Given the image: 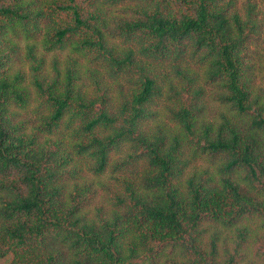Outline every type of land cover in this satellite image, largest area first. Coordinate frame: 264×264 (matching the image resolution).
I'll return each instance as SVG.
<instances>
[{
  "label": "trees",
  "instance_id": "obj_1",
  "mask_svg": "<svg viewBox=\"0 0 264 264\" xmlns=\"http://www.w3.org/2000/svg\"><path fill=\"white\" fill-rule=\"evenodd\" d=\"M0 264H264V0H0Z\"/></svg>",
  "mask_w": 264,
  "mask_h": 264
},
{
  "label": "rangeland",
  "instance_id": "obj_2",
  "mask_svg": "<svg viewBox=\"0 0 264 264\" xmlns=\"http://www.w3.org/2000/svg\"><path fill=\"white\" fill-rule=\"evenodd\" d=\"M254 48V47H253Z\"/></svg>",
  "mask_w": 264,
  "mask_h": 264
}]
</instances>
